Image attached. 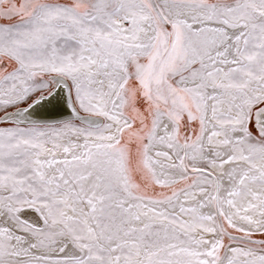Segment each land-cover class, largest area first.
I'll return each instance as SVG.
<instances>
[{"label":"snow or ice","instance_id":"obj_1","mask_svg":"<svg viewBox=\"0 0 264 264\" xmlns=\"http://www.w3.org/2000/svg\"><path fill=\"white\" fill-rule=\"evenodd\" d=\"M0 264H264V0H0Z\"/></svg>","mask_w":264,"mask_h":264}]
</instances>
